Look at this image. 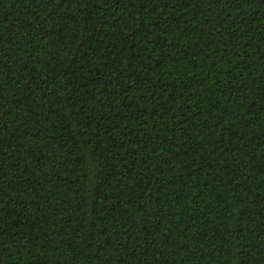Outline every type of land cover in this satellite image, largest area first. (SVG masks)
Here are the masks:
<instances>
[{"label":"trees","instance_id":"1","mask_svg":"<svg viewBox=\"0 0 264 264\" xmlns=\"http://www.w3.org/2000/svg\"><path fill=\"white\" fill-rule=\"evenodd\" d=\"M0 264H264V0H0Z\"/></svg>","mask_w":264,"mask_h":264}]
</instances>
